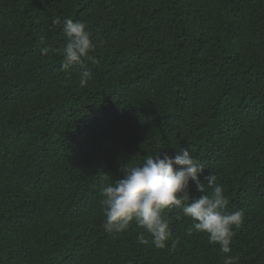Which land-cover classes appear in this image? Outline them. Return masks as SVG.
Segmentation results:
<instances>
[{
	"label": "trees",
	"instance_id": "obj_1",
	"mask_svg": "<svg viewBox=\"0 0 264 264\" xmlns=\"http://www.w3.org/2000/svg\"><path fill=\"white\" fill-rule=\"evenodd\" d=\"M66 18L96 44L83 88L39 51ZM181 149L243 213L227 255L264 264V0H0V264H224L175 208L174 249L104 231L100 185Z\"/></svg>",
	"mask_w": 264,
	"mask_h": 264
},
{
	"label": "clouds",
	"instance_id": "obj_2",
	"mask_svg": "<svg viewBox=\"0 0 264 264\" xmlns=\"http://www.w3.org/2000/svg\"><path fill=\"white\" fill-rule=\"evenodd\" d=\"M61 21L54 20L58 25ZM64 43L59 48L52 47L44 36L40 37V54L57 53L63 57L64 66L79 67V85L85 87L93 78L87 62L95 64L92 55L96 44L83 21L63 20ZM122 176L112 183L100 185V203L103 207L105 232L123 234L135 222L139 231V244H151L157 249L175 248L179 239H172L169 219L165 210H179L175 219L186 217L192 221L187 229L205 233L210 244L218 245L226 254L224 264H236V258L227 255L232 252L230 245L236 229L243 223L241 211H227L229 199L216 175H205L204 164L195 159L187 149L169 153L167 151L147 155L143 161H130L121 168ZM195 186L198 196H193L189 185ZM171 244L169 245V241Z\"/></svg>",
	"mask_w": 264,
	"mask_h": 264
}]
</instances>
